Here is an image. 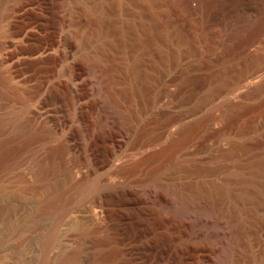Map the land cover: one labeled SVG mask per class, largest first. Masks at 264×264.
I'll list each match as a JSON object with an SVG mask.
<instances>
[{"label":"rangeland","instance_id":"rangeland-1","mask_svg":"<svg viewBox=\"0 0 264 264\" xmlns=\"http://www.w3.org/2000/svg\"><path fill=\"white\" fill-rule=\"evenodd\" d=\"M36 1L0 10V264H264V0Z\"/></svg>","mask_w":264,"mask_h":264},{"label":"bare ground","instance_id":"bare-ground-1","mask_svg":"<svg viewBox=\"0 0 264 264\" xmlns=\"http://www.w3.org/2000/svg\"><path fill=\"white\" fill-rule=\"evenodd\" d=\"M14 3H15V9H16V11H18V13H20L19 15H18V17L19 16H27L28 14L30 15H34L36 12H38V10L40 9L39 8V5L36 3L37 1L36 0H12ZM6 3V0H0V10H1V8H3V6H4V4ZM40 4V3H39ZM12 9V8H11ZM36 16V15H35ZM39 28V27H38ZM18 31V30H17ZM37 32V31H36ZM36 32L35 31H32V32H30V33H28V34H26V36L28 37H31V36H33V35H35L36 34ZM38 33V32H37ZM28 37V38H29ZM30 39V38H29ZM26 40H27V38H26ZM15 42H13V44H14ZM17 44V43H16ZM49 45H51V44H49ZM23 46V45H22ZM4 47V46H3ZM17 47H19V48H22V47H20V46H17ZM43 47V46H42ZM50 47V46H49ZM1 48V47H0ZM23 48H25L24 46H23ZM23 48H22V50H23ZM44 48V47H43ZM42 48V49H43ZM39 49H41V48H39ZM16 50V49H15ZM22 50H19L20 52L22 51ZM25 50H26V48H25ZM24 50V51H25ZM31 50H33V49H31ZM31 50H29V51H31ZM37 49H35V50H33L34 52L36 51ZM14 51V50H13ZM58 51V50H57ZM62 51V50H61ZM60 51V53H62ZM12 52V51H11ZM59 52V51H58ZM10 53V52H9ZM70 54V53H69ZM60 55V54H59ZM58 55V56H59ZM10 57V54H8V53H4V54H1V56H0V64H2V63H4V62H6V60H8V58ZM59 57H61L62 58V55L61 56H59ZM59 57H57V55L56 54H54V53H52L51 52V50H50V48H45L44 50H42V51H40V52H38L33 58H32V63H40V64H42L43 65V63L44 62H46L48 59H53V60H58V58ZM53 60H52V62H53ZM60 60V59H59ZM58 62V61H57ZM15 66L17 65V63L15 62V64H14ZM13 65V66H14ZM48 65V64H47ZM1 66V65H0ZM41 66V65H40ZM3 67V66H2ZM1 67V68H2ZM64 68H67V67H64ZM8 69H10V68H8ZM2 70V69H1ZM65 70V69H64ZM46 71V70H45ZM72 71V70H71ZM41 75V74H40ZM10 79H11V73L9 72V71H6V70H4L3 71V73H2V75H1V77H0V85H2L7 91H10V90H12V93L14 92V93H16V94H21L22 93V91L24 90L23 88H25L24 86H23V88H22V90L20 89V88H14V87H12V86H10ZM242 79L244 80V84L251 90V92L253 93V95H256V94H258V93H260L261 91H263L264 90V63L263 64H261V65H257V66H255L254 65V67L251 69V71H249V72H247V73H245V74H243L242 76H241V81H242ZM63 81V80H62ZM61 83V82H60ZM237 83V82H236ZM18 84V83H17ZM66 84V83H65ZM236 85H234V84H229V85H225V87L222 89V94L223 95H228V94H232V92H234V89L235 88H237V86L235 87ZM61 87H62V84H61ZM66 88V89H65ZM70 88V89H69ZM240 88H242V86L240 87ZM245 88V87H244ZM10 89V90H9ZM26 89V88H25ZM64 89L65 90H71L72 88L70 87V86H68L67 84L65 85V87H64ZM238 90V89H237ZM25 91V90H24ZM11 93V92H10ZM13 93V94H14ZM25 93V92H24ZM221 93V92H220ZM219 93V94H220ZM8 94V93H7ZM4 96V95H3ZM28 96V95H27ZM74 96V95H73ZM216 96H217V94H216ZM224 97V96H223ZM72 98H75V97H72ZM75 100H77V99H75ZM80 100V99H79ZM72 101V100H71ZM5 102V101H4ZM78 103V102H77ZM52 106V105H51ZM104 107V106H103ZM41 108V107H40ZM101 108H102V106H101ZM105 109V108H104ZM110 109V108H109ZM106 110V109H105ZM103 111V110H102ZM82 112V111H81ZM100 112H101V110H100ZM41 113V112H40ZM48 113V112H47ZM95 113V112H94ZM98 114V113H97ZM103 115V114H102ZM104 115H106V113L104 114ZM103 115V116H104ZM100 119H104L103 117L102 118H100ZM94 120V119H93ZM102 120H100V121H102ZM46 122V121H45ZM94 122H96L95 120H94ZM111 122V121H110ZM95 125H96V123H94ZM100 124V123H99ZM112 124V123H111ZM97 126V125H96ZM114 126V125H113ZM40 137V136H39ZM31 142V141H30ZM33 143V142H32ZM46 144V143H45ZM24 148V147H23ZM45 150V149H44ZM145 150V149H144ZM143 151V150H142ZM141 151V152H142ZM111 152V151H110ZM143 153V152H142ZM39 155V154H38ZM137 155V154H136ZM3 156V155H2ZM128 157V156H127ZM136 157V156H135ZM34 158V159H33ZM33 165H34V169H35V173H33L34 174V176L36 177V179L38 180V182H39V184L40 185H42V189H40L41 191L43 190V192L44 193H46L47 194V196L49 195V194H56L57 193V190H58V188H57V186L55 185V183H53V181L46 175V172L43 170V160H42V158H35V156H33ZM121 159V158H120ZM123 160V159H122ZM32 161V160H31ZM111 161V160H110ZM116 162V161H115ZM49 163V162H48ZM119 163V162H118ZM45 164V163H44ZM52 164H53V162H52ZM30 166H32V165H30ZM180 168V167H179ZM78 169V168H77ZM181 169V168H180ZM14 171V170H13ZM32 171H33V169H32ZM57 171V170H56ZM16 172V171H15ZM28 172V171H27ZM33 176V175H32ZM37 182V183H38ZM55 182V181H54ZM105 182V181H104ZM102 184V183H101ZM186 187L188 186V187H192V185H190V184H186L185 185ZM190 187V188H191ZM78 188V187H77ZM190 188H187V189H189L188 191H190ZM194 189V188H193ZM81 190V189H80ZM182 190V189H181ZM192 190V189H191ZM175 191V190H174ZM176 191H178V188L176 189ZM183 191H185V190H183ZM183 191H182V193H178L177 194V196L175 197L176 199H175V202H174V206H173V209H172V211L174 210L175 212H177V213H183V212H185V211H187V210H189V209H195L196 211H195V213L197 214V217H195V218H197V219H201L202 217V215H200V213H201V210L202 209H198V208H196L195 206H192L191 205V203L190 202H192L193 200H191V198H190V202H189V194H188V192L186 193V192H184L183 193ZM187 191V190H186ZM194 191V190H193ZM193 191H191V193L193 192ZM179 192H181V191H179ZM156 193V192H155ZM190 193V192H189ZM190 193V194H191ZM194 193V192H193ZM147 194V193H146ZM187 194H188V199L186 198V196H187ZM198 194V193H197ZM86 195V194H85ZM186 195V196H185ZM192 195H194V194H192ZM155 198V197H154ZM164 198V197H163ZM234 198V197H233ZM67 199V198H66ZM162 199V198H161ZM161 199H156V200H160V203L161 202H163V199L161 200ZM97 200V199H96ZM155 200V199H154ZM58 202V201H57ZM156 202V201H155ZM158 202V201H157ZM164 203V202H163ZM169 203V202H168ZM167 203V204H168ZM85 204V203H84ZM148 204V203H147ZM162 204V203H161ZM165 204V203H164ZM170 204V203H169ZM168 204V205H169ZM173 204V203H172ZM171 205V204H170ZM170 205H169V207H170ZM195 205V204H194ZM156 206V205H155ZM158 206V205H157ZM163 206V205H162ZM172 206V205H171ZM52 207V206H51ZM102 207V206H101ZM166 207H168V206H166ZM159 208H160V206H159ZM163 208V207H162ZM171 209V208H170ZM59 210V209H58ZM94 210H96V209H94ZM99 210V209H98ZM71 211V210H70ZM100 211V210H99ZM104 211V210H103ZM94 212V211H93ZM164 212V211H163ZM189 213V212H188ZM94 216H95V214H94ZM102 216V215H101ZM99 217V216H98ZM203 219H201V220H199L200 222L202 221ZM214 222L212 221L211 222V225L213 224ZM200 224V223H199ZM203 225V224H202ZM214 225V224H213ZM217 225V224H216ZM199 226V225H198ZM204 226V225H203ZM215 226V225H214ZM197 227V226H196ZM201 227V226H200ZM203 228V227H202ZM204 231V230H203ZM197 232H198V230H197ZM202 233V232H201ZM203 233H205V232H203ZM212 234H214V232L212 233ZM220 234V233H219ZM215 235V236H214ZM214 235H212L211 237H213V239L216 241V242H218L219 244H221V246L222 247H224V243L225 242H223V240H221L220 239V237L218 236V234H214ZM222 235V234H221ZM221 238H224L223 236L221 237ZM218 243H217V246H218ZM215 244V243H214ZM68 248V247H67ZM222 249H224V248H222ZM225 254H223V256L220 254L219 255V257H218V259H217V261L216 262H214V264H231V247L228 245L227 246V243L225 244V252H224ZM81 254V253H80ZM57 260V259H56ZM59 261H61V263H64V264H69V263H75L77 260H78V250H73V251H70V252H68V253H62V254H60V256H59V259H58Z\"/></svg>","mask_w":264,"mask_h":264}]
</instances>
